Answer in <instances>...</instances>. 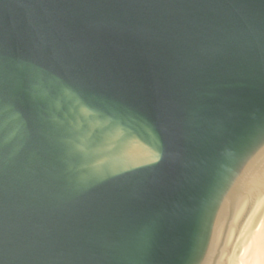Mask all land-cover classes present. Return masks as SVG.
Wrapping results in <instances>:
<instances>
[{
    "label": "water",
    "instance_id": "1",
    "mask_svg": "<svg viewBox=\"0 0 264 264\" xmlns=\"http://www.w3.org/2000/svg\"><path fill=\"white\" fill-rule=\"evenodd\" d=\"M0 264H264V0H0Z\"/></svg>",
    "mask_w": 264,
    "mask_h": 264
}]
</instances>
